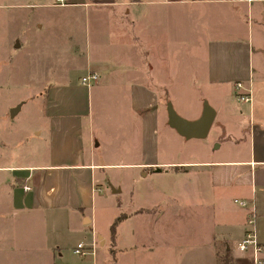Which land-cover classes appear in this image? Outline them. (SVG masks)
<instances>
[{
  "label": "crops",
  "instance_id": "crops-1",
  "mask_svg": "<svg viewBox=\"0 0 264 264\" xmlns=\"http://www.w3.org/2000/svg\"><path fill=\"white\" fill-rule=\"evenodd\" d=\"M65 1L63 6L57 0L33 6L58 9L55 13L60 21L55 30L50 31L54 28L46 26L50 41H58L59 34L65 31L69 52L81 59L77 60L80 77L92 71L99 80L91 87L73 84L68 76L74 66L63 71L59 67L55 81H50L51 86L40 94L44 98L43 114L34 130L38 137L46 135V149L42 145L34 146L29 155L26 144L17 160L8 152H1L0 239L5 242L0 240V264H65L62 260L67 250L65 238L75 232H86L82 227L88 228L93 223V217L85 218V213L93 210L97 190L101 188L98 171L118 167L146 171V174L157 169L189 173L192 179L185 188L188 192L196 191L188 194V211L191 225L197 226L200 224L197 220L201 219L206 232L195 245L208 250L207 264H217L218 246L229 250L236 264H250V259L232 249L245 235L251 208L257 217V238L264 247V97L258 102L253 85L254 48L249 28V11L255 0H70L68 4ZM200 6L210 12L207 16L210 25L201 36L195 33L192 24ZM213 18L220 25L214 27ZM229 18L233 20L229 25L222 23ZM78 27L84 33L82 49L73 43L72 32ZM36 30L44 34V25L37 23ZM186 41L200 49L201 61L192 57L191 75L197 73L194 78L189 72L185 74L183 43ZM65 53L62 51L63 56ZM201 73L207 86L233 92L234 85L241 83L250 92L251 100L244 107L236 105L235 111L225 97L218 98V109L212 106L213 122L220 126L226 123L225 128L231 127L234 132H245L248 136L246 158L193 161L185 157L174 161V155H179L176 149L173 154L166 149L168 153L164 156L160 153L161 140L178 146L184 139L168 126L166 104L171 102L162 94H169L172 86L175 91H193V80L197 81ZM201 112L190 121L198 119ZM225 142L227 146L237 145L232 139ZM10 143L5 135H0V150L8 149ZM124 149L131 152L124 153ZM190 152L187 154H193ZM112 154L135 160L124 164L103 162L106 157H114ZM96 155L100 156L99 160ZM23 187L30 189L24 191ZM171 200L173 205L175 201L178 204V200ZM236 200L246 201L248 209L236 208ZM173 205L156 201L153 208L135 209L122 218L132 221L139 216L160 215L158 221H161L170 214L175 217L173 211L177 205L175 208ZM34 221L42 223L39 240H32L36 234L31 237L25 231L28 226H35ZM74 221L82 227L76 229ZM157 229L151 234L138 229L136 234L125 237L140 240L132 242L131 247L127 245L120 255L132 259L138 245L150 253L156 247L158 261L166 262L167 251L168 257L173 258L174 251L170 248H174L179 231ZM89 231L94 236L93 227ZM215 232L218 237L214 236ZM118 239L119 236L115 237V247ZM117 261L116 258L115 263L119 264ZM91 263L98 264L93 259Z\"/></svg>",
  "mask_w": 264,
  "mask_h": 264
},
{
  "label": "rangeland",
  "instance_id": "rangeland-1",
  "mask_svg": "<svg viewBox=\"0 0 264 264\" xmlns=\"http://www.w3.org/2000/svg\"><path fill=\"white\" fill-rule=\"evenodd\" d=\"M68 1L70 0H66L65 3L68 4ZM52 2H55V0H0V135H5V138L12 142L8 149L0 150V154L1 152H8L14 160L22 156V146L25 147L26 144L29 146V151H27L29 155H31L34 146L42 145L43 149L47 147L46 135L41 134L38 137L37 132L34 133V130H36L35 125L39 124L43 114L44 98L40 94L51 86L50 81H55L57 73L65 68L70 70L73 65L74 67L71 68L68 76L69 80L73 84H81V69L77 66L79 63L77 60L81 59L72 57L69 52L70 43L66 42L65 37H67V34L65 31L64 34L63 32L59 34L58 41L54 43L48 37L50 31H54L60 21L59 14L55 13L58 9L47 10L33 6L52 4ZM244 7L246 8V6ZM200 8L198 13H195L194 18L189 17V21L193 20L195 33H198L199 36L203 35L204 29L210 25V20H207L210 12L202 9V6ZM249 12L251 44L254 48L253 85L259 97V102V99L264 97V0H255ZM238 17L241 19L239 15ZM230 21L233 20L229 18L222 23L229 25ZM37 23L44 25L45 35L37 32ZM212 24L215 27L219 22L213 18ZM47 25H49V28L53 27L54 29L47 32ZM62 26L64 27V25ZM186 28L189 29L188 25ZM72 33L75 34L73 37L75 39L74 46L82 49L84 47L82 27H78L75 33ZM188 38L190 39L191 36H188ZM183 46L184 61L186 63L185 74L188 75L189 72L190 76L194 78L197 73L193 74L194 77L191 75L194 68L192 57L201 61L198 53L200 49L194 48L190 41L184 42ZM62 51H66L64 56ZM64 64H67V66H64ZM59 67L62 68L59 70ZM193 84L195 86L193 91H175L172 86L169 94H162V97L166 98L167 96L170 99L171 106L175 108L176 112L188 121L199 116V111H202L204 103L218 109L219 97L220 99L222 97L226 98L232 111H235L236 105L239 107L246 105L243 102H237V96L231 89L207 86L206 77L203 76V73L199 74L197 81L193 80ZM17 106H20L21 109L17 115L12 117L10 111ZM217 124V121L213 122L205 139H183V142L181 140L178 142V146L174 142L161 140L160 153L162 156L168 151L173 154L174 149H176L179 155L175 154L173 158L171 157L174 161H180L181 158L185 157L193 161H224L246 158L248 152V136L246 133L239 134V132H234L231 127L225 128L228 125L226 123L223 126ZM160 134L161 138L164 139V134L162 132ZM26 139L28 143L25 142ZM228 139H232L237 145L227 146L225 141ZM189 150L193 154H187ZM127 151L131 152L124 149V153ZM112 155L114 157H106L103 162L124 164L132 163L135 160L134 157L128 158L123 154ZM96 156L99 160L100 156ZM145 172L123 167L98 171L97 181H99L98 184L101 188L97 190L93 210L85 213V216H87L85 218L93 217V223L88 228L80 226L78 221L72 223L75 224L76 229L82 227V231L86 232H75L69 238H65L64 248L67 250L63 252V263L92 264L91 260L93 259L98 264H116V258L119 264H134L137 261L138 264H207L210 261L208 250L200 248L197 243V246L195 245L197 240H201L203 236L205 237L206 232L202 229L201 219L197 220L200 221L197 226L191 225V214L188 211L190 209L188 194H193L192 191L195 189H189L188 192L185 184L192 177L189 178V173H176L168 169L165 171L151 170L147 174ZM111 187L119 190V193L113 194ZM171 199L178 200V204L175 201L173 205ZM156 201L162 204L168 203L173 205L174 208L177 205V210L172 211L178 219L170 214L166 218H162L161 221H158L161 219L159 218L160 215L139 216L132 219V221L123 220L122 215L135 211V209L153 208ZM234 205L236 208H240L235 204V201ZM211 213H213V210ZM118 219H120L119 222H117ZM157 222L159 223L158 227ZM34 223L35 226H28L25 231H29L31 237L36 234V237H33L32 240H39L38 233L42 230V223L40 221H34ZM49 226H51V223H49ZM90 227H93L94 236L89 231ZM112 227H114V230H112ZM156 228L162 232L179 231V238H175L174 248H170L171 246L168 245L174 251L173 258L168 257L169 251L167 250H170L168 248L165 256L166 262L158 261L157 255H155L156 247H153L155 252L150 253L148 249L138 245L134 249L135 254L131 255L132 259L120 255L121 250L125 251L127 245L131 247L132 242L140 240L139 238L136 240L125 239V237L136 234L138 229H141V233L151 234L157 232L155 231ZM117 236L120 239H118V245L115 247L114 240ZM91 237L94 239V249L85 250L87 254L84 256L74 255L73 250L77 243L90 247ZM215 237H218V235ZM0 240L5 242L4 239ZM232 251L237 253L236 247H233ZM222 252L223 249L218 246L216 253L221 254Z\"/></svg>",
  "mask_w": 264,
  "mask_h": 264
},
{
  "label": "built area",
  "instance_id": "built-area-1",
  "mask_svg": "<svg viewBox=\"0 0 264 264\" xmlns=\"http://www.w3.org/2000/svg\"><path fill=\"white\" fill-rule=\"evenodd\" d=\"M64 0H57L59 6H63ZM251 2L252 0H247ZM81 79V85L83 87H91L98 82V76L96 73L92 71H88L85 73ZM237 102L247 103L251 100V94L249 91L245 90L241 83H237L234 85L233 88ZM24 191L29 190L28 187H23ZM240 208L248 209L249 204L242 200V201H235ZM248 216L245 222V235L243 239L237 243L236 250L241 255H245L248 259H250V264H264V247L261 243H259L257 238V230L255 228L256 225V213L253 211V208L249 209ZM94 241L91 243L90 247H85L82 243H78L75 246L73 254L82 255L84 256L87 254L85 250H89L90 248L93 250Z\"/></svg>",
  "mask_w": 264,
  "mask_h": 264
},
{
  "label": "water",
  "instance_id": "water-1",
  "mask_svg": "<svg viewBox=\"0 0 264 264\" xmlns=\"http://www.w3.org/2000/svg\"><path fill=\"white\" fill-rule=\"evenodd\" d=\"M202 106L203 109L200 117L194 121H187L177 115L171 104L167 103L166 108L168 126L173 129L178 136L186 140L205 139L210 127L213 124L215 111L206 103H204ZM19 109L20 106L11 109V116L14 117L18 113ZM111 191L113 194L119 193V190H116L113 187H111Z\"/></svg>",
  "mask_w": 264,
  "mask_h": 264
},
{
  "label": "trees",
  "instance_id": "trees-1",
  "mask_svg": "<svg viewBox=\"0 0 264 264\" xmlns=\"http://www.w3.org/2000/svg\"><path fill=\"white\" fill-rule=\"evenodd\" d=\"M157 170L160 171L159 169H157ZM120 219H121V218H120ZM120 219H118L117 222H119ZM115 225H116V223H115ZM112 230H114V227H112ZM216 260H217V264H236V263L234 262V260L231 259V256H230V253H229V250L227 251V250H225V249H223V252H222L221 254H218V255H217Z\"/></svg>",
  "mask_w": 264,
  "mask_h": 264
}]
</instances>
